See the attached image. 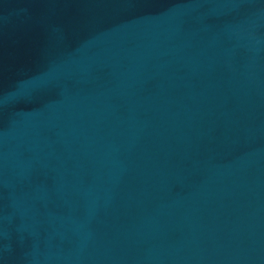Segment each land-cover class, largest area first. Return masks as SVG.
<instances>
[{
    "label": "water",
    "instance_id": "95a60500",
    "mask_svg": "<svg viewBox=\"0 0 264 264\" xmlns=\"http://www.w3.org/2000/svg\"><path fill=\"white\" fill-rule=\"evenodd\" d=\"M0 264H264V151L0 180Z\"/></svg>",
    "mask_w": 264,
    "mask_h": 264
}]
</instances>
